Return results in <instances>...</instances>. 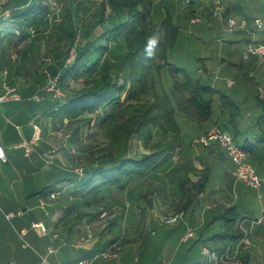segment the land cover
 I'll list each match as a JSON object with an SVG mask.
<instances>
[{
  "label": "crops",
  "instance_id": "obj_1",
  "mask_svg": "<svg viewBox=\"0 0 264 264\" xmlns=\"http://www.w3.org/2000/svg\"><path fill=\"white\" fill-rule=\"evenodd\" d=\"M4 1L10 5L12 15L29 2ZM175 2L177 8H181L173 15L165 5L157 18L152 12V20L158 27L169 14L178 27L176 38L180 23L187 21L186 32L192 31L190 25L196 24L197 38L204 47L192 58L198 56L199 63L190 64L189 71L178 66L177 59L170 54L177 39L167 51V59L217 91L209 97L211 118L196 122L177 112L181 147L161 160L154 175L133 178L122 189L107 192L101 206L88 208L78 199L75 210H85L90 215L75 221L72 214H67L72 203L67 206L66 199L72 198L74 188L63 180L72 175L70 169L65 168V149L58 146L60 149L56 152V148L48 147L50 138L44 137L46 130L53 133L55 126L65 124L66 119L49 115L53 105L51 92L35 81L38 78L36 56L42 42L29 39L25 29L13 18L0 19V80L15 84L9 89L18 97L0 102L5 104L0 113L7 123L0 127V147L5 154L0 166L9 165L4 172V189L0 188V200L4 201L0 212V264H40L42 260L48 264H74L77 259L91 257L113 243L118 246L117 255L101 260L100 264H206L207 257L200 249L214 247L212 237L224 229L220 215L230 206L237 214L234 227L249 241L248 247L241 250L242 255H247L244 264H264V109L257 100L259 95L264 98V58L244 55L245 42L250 37L264 40V0H222L216 12L213 11L214 0ZM170 4L167 3L169 9L176 5ZM95 11L97 19H93V28L98 25L102 32L111 21L98 23L99 9ZM193 17L198 20L192 22ZM253 17L262 19L261 28L253 27ZM228 18L236 21L244 18L246 24L228 31L225 23ZM19 36L23 38L17 43ZM107 47L106 59L111 52L110 44ZM58 55L54 62L58 63L56 71L60 73L64 53ZM53 67L50 66V70ZM46 69L42 70V77L46 76ZM227 80L232 83L229 85ZM219 93L227 96L236 108L222 107ZM211 128L227 132L236 145L245 147L249 161L263 180L259 188L236 179L233 164L217 142L198 141V137ZM32 133L37 135V141L33 150L25 155L19 144ZM130 146L134 152L141 149L140 141L134 137ZM204 174L207 181L203 190L190 207L182 210L180 220L172 226L159 223L158 216L180 206L185 192ZM50 184L61 188L56 199L49 198L48 191L41 192ZM17 209L23 213L9 219L5 217L6 212ZM259 216H262L261 223L251 224L250 220ZM33 223L40 225L33 226ZM188 229L193 234L185 238ZM168 235L172 243L154 253L156 240H166ZM80 240H83L81 244ZM162 240L160 245L164 243ZM225 243L236 246L238 240Z\"/></svg>",
  "mask_w": 264,
  "mask_h": 264
},
{
  "label": "trees",
  "instance_id": "obj_2",
  "mask_svg": "<svg viewBox=\"0 0 264 264\" xmlns=\"http://www.w3.org/2000/svg\"><path fill=\"white\" fill-rule=\"evenodd\" d=\"M43 1L29 0L11 18L23 29L43 23L48 6ZM71 18L68 15L63 26L71 25ZM101 21L114 23L102 28L90 49L76 47L73 60L61 67L56 83L64 95L56 100L52 98L49 113L54 118L68 121L84 113L95 114L98 120L96 133L100 131L106 139L100 147L90 150L82 147V153L88 151L87 155L91 157L77 159L87 163L80 174L76 172L80 177L74 174L63 179L77 183L73 194L88 208L101 206L107 192L122 189L131 179L154 175L161 160L182 145L176 113L181 112L196 122L208 121L211 118L209 97L217 92L168 61L167 51L175 43L178 27L169 14L157 27L152 20L150 0H101L97 22ZM58 26L65 29L61 24ZM117 33L123 39V53L117 57L114 66L122 71L121 82L117 80L119 74L113 77L105 57L109 35L117 40ZM66 34L73 45L75 30L71 28ZM22 38L17 37L16 42L20 43ZM162 70L168 74V86L158 90ZM82 74L86 76L84 84L71 91V83ZM218 97L222 107L236 108L227 96L219 93ZM257 100L264 109V98L259 95ZM133 137L141 143V149L136 152L130 146ZM70 138L71 144L79 142L78 126L74 127ZM206 181L207 175L204 174L193 182L185 192L183 203L172 210L182 213L185 207H190ZM54 189L55 184H50L41 192L49 193ZM74 205L67 210L74 221L90 215L85 210L76 211ZM220 217L224 229L212 237V249L217 252L224 249L226 240L235 241L242 236L241 230L234 227L237 217L234 207L225 208Z\"/></svg>",
  "mask_w": 264,
  "mask_h": 264
},
{
  "label": "rangeland",
  "instance_id": "obj_3",
  "mask_svg": "<svg viewBox=\"0 0 264 264\" xmlns=\"http://www.w3.org/2000/svg\"><path fill=\"white\" fill-rule=\"evenodd\" d=\"M151 1V8L152 12L154 13V17L157 18V15L163 13V6L166 5V9L170 10V13L173 15L178 9L177 4L175 0H150ZM101 0H45L43 1V4H48L47 6V13L44 17L43 23H38V25L29 26L25 29V34L28 36L29 39H36L37 41H41V47L38 48L39 54L36 56V76L38 78L35 79L36 83L43 84V87L46 88V86L50 85L49 83L52 82L53 79L57 80L58 75L60 74L59 71L57 72L58 63L54 62L55 59L59 57L58 54L62 56L64 53V56L61 58V64L60 68L71 62L75 55V48L81 47V46H87L88 49H90V46L93 45V42H95V39L97 36V33H102L101 29L98 27V25L93 28V19H97L96 11L99 9V4ZM168 2H171L170 5H172V9H169V5H167ZM10 5H7V1L0 0V19H7L11 18L12 12L11 8L8 9ZM17 10H15L16 12ZM70 15L72 18L71 25L66 24L63 26L64 21L66 20L67 16ZM194 18V17H193ZM185 21V20H184ZM96 22V21H94ZM180 23L179 24V35L177 39V45L173 46L174 48L171 49L170 54L171 57L174 55V59H177L176 61L179 63L178 66L184 67L186 71H189L190 64H197L199 63L198 56H195L192 58L193 55H197L198 52L200 53L204 47V44L200 43V40L197 38V34L195 32V26L196 24L190 25L192 31L187 30L188 23ZM91 23V24H89ZM113 21H111V25H113ZM59 24H61L62 28H59ZM184 27V28H183ZM73 28L76 32V38L74 41V44L71 45L69 38L66 34V31ZM186 29V30H185ZM195 33V34H194ZM95 37V39L90 40ZM87 40V42H85ZM110 37L108 38L107 44H110L111 46V52L110 56H108L106 63L107 65L111 66V73L114 75L113 77L116 78L115 74H121L117 69H115V60L117 57L123 53V39L121 34L117 33V40H114ZM91 42V43H90ZM41 57L46 58L43 60ZM111 57V58H110ZM111 59V60H108ZM57 63V64H56ZM111 64V65H110ZM50 66H55L50 70ZM104 67V66H103ZM44 68H48L45 71L46 76L42 77V70ZM61 71V70H60ZM116 71V72H115ZM50 74H49V73ZM35 76V77H36ZM86 76L85 74L80 75L77 79H75L71 83V91L80 88L84 84ZM34 80V78L32 79ZM118 82H121V75L117 78ZM0 95L3 94L6 89H9L12 87L11 83H7V81L0 80ZM3 82L5 83L3 85ZM15 85V84H13ZM4 86V87H3ZM168 86V74L164 70L161 71L158 83H157V89L160 90V88H166ZM6 88V89H5ZM52 92V91H50ZM52 96V94H51ZM53 98V97H52ZM56 100V99H55ZM5 107V104H0V111L3 112ZM4 118L1 116L0 113V127H3L7 125L5 123ZM87 119H90L88 122ZM97 118H95V114H82L77 118H74L70 121L66 119L65 124H60L55 126V131L53 133L47 132V130L44 133V137L46 139L49 137L51 142L49 143V148H56V152L58 146H61V148L65 149L66 153V167L69 168L71 172L72 168L79 169L81 168L83 170V167L87 164L85 163L86 160H77L80 157H86L89 155L88 151L86 153H82V147L85 150H90L95 147H100L106 139L102 134H100V131H98V128L96 126ZM75 126H78L79 128V142L77 144H71V138L70 134L72 133ZM53 137V139L51 138ZM77 145L79 147H77ZM21 150V149H20ZM88 154V155H87ZM64 156V155H63ZM91 157V156H88ZM87 158V157H86ZM77 160L75 163L74 161ZM70 164V165H69ZM9 165L1 164L0 166V188L4 189L3 186V179H4V172L7 170ZM77 174L75 170H73L72 175ZM77 176H79L77 174ZM80 177V176H79ZM68 184L70 182H67ZM76 182H71L70 187L75 188ZM6 195V193H5ZM79 197L72 195V198H67L66 203L68 204H78ZM76 201V202H75ZM75 204V205H76ZM4 208V201L0 200V212ZM175 229V228H174ZM162 239L158 238L156 247L153 245L152 247H155L153 249L154 253H157V249L160 247H164L165 244L172 243L171 237L169 238V235L166 240L163 238V244L160 245ZM168 240V242H166ZM153 256H156L155 254H152ZM243 254V259H244Z\"/></svg>",
  "mask_w": 264,
  "mask_h": 264
},
{
  "label": "built area",
  "instance_id": "obj_4",
  "mask_svg": "<svg viewBox=\"0 0 264 264\" xmlns=\"http://www.w3.org/2000/svg\"><path fill=\"white\" fill-rule=\"evenodd\" d=\"M222 6V0H214V12L218 11ZM198 17L191 18V21H197ZM226 29L232 31L236 28L244 27L246 24V19L242 18L239 21H236L234 18H228L226 20ZM252 24L254 28H261L263 21L260 17H253ZM245 56H254L264 58V40H255L253 37H250L245 42L244 47ZM227 83L230 85L231 80H227ZM50 85L46 86V89L52 91L53 99H59L64 94L62 90L57 86L56 79H53ZM18 98L17 94L11 90L7 89L3 94L0 95V102L6 99H15ZM34 98H37L35 95ZM37 141V135L32 133L27 140H23L19 147L23 149L25 155H28L34 148ZM198 141L207 144L208 142L215 141L217 142L225 151L227 158L233 164V173L236 179L243 181L246 185L252 188H259L262 184V178L257 174L256 168L249 161L248 155L242 146L236 145L233 141V138L227 132L219 128H211L198 137ZM5 160V154L3 149L0 147V161ZM79 174L81 173V168L75 169ZM61 193V188L57 187L53 191H49V198L56 199ZM43 204V203H41ZM23 212L19 209L15 211H10L5 213L7 219L20 215ZM182 213L178 211L171 210L168 213L160 214L158 216V221L164 225H175L181 218ZM262 216L257 218H252L250 220L251 224L258 225L261 223ZM33 226L40 225L39 223H33ZM24 231L22 230L21 233ZM193 234L192 230H187L184 234V237L187 238ZM83 240H80L81 244ZM249 245V241L246 236H241L238 239L236 246L226 244L224 249L220 252L207 246H202L200 253L207 257L206 264H243V249H246ZM117 245L113 243L103 250L96 251L91 257H83L76 260L74 264H100L103 259H110L117 255ZM14 264V263H12ZM40 264H48L47 261L42 260Z\"/></svg>",
  "mask_w": 264,
  "mask_h": 264
}]
</instances>
